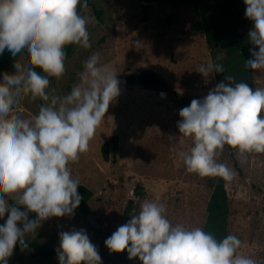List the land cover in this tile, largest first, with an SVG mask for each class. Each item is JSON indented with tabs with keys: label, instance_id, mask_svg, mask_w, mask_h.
<instances>
[{
	"label": "clouds",
	"instance_id": "obj_1",
	"mask_svg": "<svg viewBox=\"0 0 264 264\" xmlns=\"http://www.w3.org/2000/svg\"><path fill=\"white\" fill-rule=\"evenodd\" d=\"M243 2L252 24L247 39L254 46L244 67L256 76L264 72V0ZM88 5L89 0H0V58L19 64L0 80V220L8 214L0 224V264H8L17 245L27 249L29 237L43 222L74 215L82 197L70 165L89 150L120 95L118 75L101 63L98 52L83 61L69 92L55 94L51 88L52 80L65 73L67 47H91L89 17L80 11ZM20 61L26 64L22 67ZM224 71L223 63L209 59L198 72L209 77ZM225 80L181 108L177 127L192 143L187 152L178 153L187 173L228 184L238 173L218 159L226 147L241 164L264 154V87L253 89L231 74ZM26 98L40 101L30 118L16 115ZM58 237L54 251L59 264H102L84 229L59 231ZM104 244L141 264H258L241 254L237 235L217 238L202 226L173 223L165 204L150 199Z\"/></svg>",
	"mask_w": 264,
	"mask_h": 264
},
{
	"label": "rangeland",
	"instance_id": "obj_2",
	"mask_svg": "<svg viewBox=\"0 0 264 264\" xmlns=\"http://www.w3.org/2000/svg\"><path fill=\"white\" fill-rule=\"evenodd\" d=\"M89 1L92 6L80 11L89 17L91 47H77L66 59L64 75L59 80L53 79L51 88L55 94L69 92L78 82L83 61L98 52L101 63L118 75L120 95L110 104L89 150L70 165L80 185L94 192L89 212L77 208L70 217L51 218L42 223L29 241L39 240L56 249L59 231L84 229L97 247L102 264H124L106 248L104 241L139 210L145 199L164 203L173 223L205 226L213 186L219 179L187 173L179 158L178 153L187 152L192 143L179 133V110L186 105L174 92L190 103L194 98H203L221 82L215 72L209 77L198 72L200 65L209 59L223 63L224 68L229 61L225 47L214 48L209 42L210 29L215 30L224 22L228 33L222 39L228 42L233 35H239L243 31L245 4L243 0ZM96 10L102 11L101 19ZM136 41L140 47H136ZM219 41L220 38L215 43ZM248 43L245 49L254 47ZM19 63L22 67L26 64ZM17 67L19 64L13 65L7 58L0 80L9 78ZM253 72L251 88L264 87V72L255 73L256 76ZM140 73L156 74L162 82L138 84L135 77ZM161 92L166 96L161 97ZM39 104V100L26 98L16 115L30 118L38 112ZM106 143H109L108 160L103 156ZM218 159L238 173L231 183H224L229 233L241 239V254L264 264V154L251 156L241 164L226 147ZM130 200H134V205L128 213ZM89 216L101 225L98 231L93 230ZM8 264H59V261L36 257L31 251H18Z\"/></svg>",
	"mask_w": 264,
	"mask_h": 264
},
{
	"label": "trees",
	"instance_id": "obj_3",
	"mask_svg": "<svg viewBox=\"0 0 264 264\" xmlns=\"http://www.w3.org/2000/svg\"><path fill=\"white\" fill-rule=\"evenodd\" d=\"M88 6H92L90 1ZM96 14L98 15V18L101 19L102 11L96 10ZM241 27L243 31H241L239 35H233V38L227 42L222 39L223 37H226L228 33V30L224 26V22H222L220 25H218L217 29L212 31L210 29L208 39L209 42L212 43V46L214 45V48H220L223 46L227 49L229 61L227 62L226 67L224 68V73H217L218 79L227 83V81L225 80V76L227 74H231L235 77L237 82L245 81L249 84V87H252V70L246 69L244 67V63L250 58L249 49L251 48V46L248 47V50L245 48L247 47V43L249 42L247 39V33L252 27V24L245 16ZM219 38L220 41L218 43H215L219 40ZM76 49V46H68L66 49V59L69 58L72 54H74ZM6 62L7 57L0 58V71L4 70ZM135 81L141 85H150L162 82L156 74L150 73H140L135 77ZM174 95L179 98L184 105L188 106L190 104L189 101L179 93L174 92ZM228 150L231 152L232 157L235 158L234 151L230 150L229 148ZM103 156L106 160L109 159V143L103 145ZM213 188L214 190L207 208V219L204 229L213 233L217 238H222L223 236L230 234L228 230V194L225 184L222 180H219L213 186ZM77 190L82 197L81 203L78 208L83 213H88L89 202L93 198L94 192L84 185L78 186ZM133 205L134 200H130L127 209L128 213L131 211ZM29 215L30 217L35 216L34 213H30ZM18 251H31L36 257L57 259L54 249L45 246L39 240L30 241L28 248L24 250H21L19 245H17L14 248V252ZM113 254L124 264H141L138 258H133L130 260L126 252Z\"/></svg>",
	"mask_w": 264,
	"mask_h": 264
},
{
	"label": "water",
	"instance_id": "obj_4",
	"mask_svg": "<svg viewBox=\"0 0 264 264\" xmlns=\"http://www.w3.org/2000/svg\"><path fill=\"white\" fill-rule=\"evenodd\" d=\"M89 220L94 231H98L101 228V225L94 219L93 216H89Z\"/></svg>",
	"mask_w": 264,
	"mask_h": 264
}]
</instances>
